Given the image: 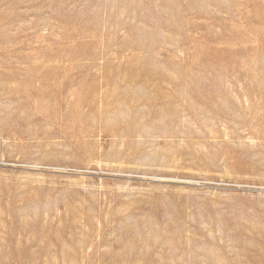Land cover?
<instances>
[{"label":"rangeland","instance_id":"374dc122","mask_svg":"<svg viewBox=\"0 0 264 264\" xmlns=\"http://www.w3.org/2000/svg\"><path fill=\"white\" fill-rule=\"evenodd\" d=\"M0 264H264V0H0Z\"/></svg>","mask_w":264,"mask_h":264}]
</instances>
